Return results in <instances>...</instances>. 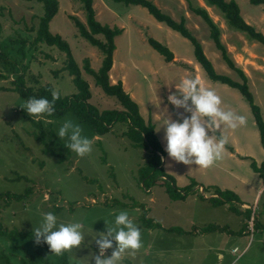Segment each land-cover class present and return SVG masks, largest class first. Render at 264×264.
I'll use <instances>...</instances> for the list:
<instances>
[{"label":"rangeland","instance_id":"rangeland-1","mask_svg":"<svg viewBox=\"0 0 264 264\" xmlns=\"http://www.w3.org/2000/svg\"><path fill=\"white\" fill-rule=\"evenodd\" d=\"M57 1L59 10L49 23V31L68 43L83 79L89 84V102L99 111L122 110L116 100L104 95L94 85L93 78L82 69L84 60L88 59L90 67L98 71L103 55L79 37L68 18L72 15L85 22L80 4L75 0ZM149 1L174 21L184 17L186 28L201 44L215 72L242 83L239 76L221 59L209 38L208 27L190 11V7H200L208 12L220 29V41L229 57L246 75L249 92L264 122V46L250 40L241 31L228 27L221 13L207 6L203 0ZM226 1H234L243 20L264 35V5H251L248 0ZM93 9L102 25L123 30L121 35L114 38L110 82H122L125 92L137 104L144 122L154 126L164 157V162H161L163 171L174 178L177 188L189 185L191 180L202 187H195V194L187 196L185 201L174 202L160 186L158 177L144 178L143 169L149 165L152 151L134 148L122 136L127 130L126 124L117 123L107 134L95 136L87 124L67 113L61 119L43 118L44 129L39 133L40 130L25 116L27 112L21 107L26 100L2 89L0 194H21L24 197L19 200L0 197L1 228L6 232L32 233V229L41 222V214L47 212L55 214L58 223L80 222L84 225L85 240L80 248L73 250L75 259L71 258L74 253L66 252L69 264H95L90 258L102 254L93 234L106 230L105 221L114 227L115 215L126 210L141 231L143 247L135 256L126 254L121 264H219L218 253L224 255L223 264H231L237 257L238 264H264V194H258L252 204V216L245 235L237 233L240 220L228 212L227 206H224L225 210L221 209L223 211L219 217H206L199 216L192 203L194 198L201 199L204 193L208 196L210 187L216 186L235 193L241 189V180L260 178L251 169L250 162L261 164L264 150L246 100L238 90L208 80L194 59L190 42L155 21L146 9L114 0H93ZM42 15L43 5L36 0H0V75L6 76L0 78V89L12 87L11 82L23 74L26 87L50 85L62 96L74 94L76 90L71 77L59 72L63 67L64 54L45 44L32 47L38 19ZM147 38L166 45L174 55L173 63H165L162 56L147 44ZM22 40L25 41V57L17 52L21 47L18 41ZM56 72L57 76L54 74ZM184 78L199 79L203 87L214 90L221 98L222 110H231L247 119L246 125L235 129L222 125L218 133L225 135L228 143L221 158L207 169L195 165L189 168L169 159L163 139L164 129L159 130L163 125L161 113L181 121L191 115L183 108H174L167 102L168 95L176 91L175 85ZM69 118L81 125L83 135L93 140L92 152L83 158L63 148L67 139H60L57 135L62 122ZM34 135L43 136L42 141H38ZM241 156L248 159H242ZM261 181L264 184V178L261 177ZM261 192L264 193V189ZM248 198H253V195L248 194ZM143 211H146L147 218L164 228H180L191 232L197 227L218 222L225 223L234 233H199L194 236L152 230L141 223ZM260 218L263 222L259 224ZM188 239L192 244H188ZM234 247L239 250L236 255L231 254ZM112 250L108 249L103 255L110 256ZM0 256H3L0 264H45L41 260L43 257H47L52 264H61L60 258L47 253L41 244L36 245L34 240L22 237H0Z\"/></svg>","mask_w":264,"mask_h":264},{"label":"trees","instance_id":"trees-1","mask_svg":"<svg viewBox=\"0 0 264 264\" xmlns=\"http://www.w3.org/2000/svg\"><path fill=\"white\" fill-rule=\"evenodd\" d=\"M30 1V0H26ZM43 5V15L38 19V27L35 33V37L32 41V47L38 44H45L50 47H55L59 52L63 53L65 58L63 61V67L60 69V73H67L71 77L73 86L76 92L71 95H60L59 99L54 102V114L51 117L44 116L40 119L32 118L28 114L25 116L38 128L39 133L43 132V118L48 120L61 119L67 113L73 114L78 121L87 124L95 136H103L113 128L117 123L126 124L127 130L122 133L123 137H126L134 148H141L144 150L151 149L152 155L150 158L149 165L143 169L144 178L158 177L159 184L164 188L165 193L169 199L173 201L184 200L190 194H195L193 189L198 186V183L191 180L190 184L183 187L177 188L175 185L174 178L163 171L161 167L162 149L160 143L155 135L154 126L148 122L145 123L144 119L139 114L137 104L131 99L129 94L123 89L122 82L118 81L115 84L110 82L109 72L113 66V52L115 50L114 38L122 34L121 28H111L107 25H102L95 17V11L93 9V0H75L77 1L85 15V22L80 21L76 16L70 15L68 18L74 24L77 29L79 37L87 41L92 47L96 48L103 55L101 67L98 71H94L90 67L88 59L84 60L83 71L85 74L91 76L94 81V85L99 88L104 95L107 97L114 98L116 102L121 106L122 110H103L99 111L89 101L91 99V92L89 84L83 79L81 69L73 58L68 43L63 40L59 35L52 34L49 31V23L55 17L58 12V1L57 0H36ZM117 3H123L127 6H139L146 9L148 14L153 17L155 21L168 27L170 30L178 33L181 37L188 40L193 47L194 59L203 70L206 78L213 83H219L227 87L236 89L240 92L243 98L249 105L251 113L253 115L255 126L259 132L261 146L264 150V122L261 117L260 109L254 104L253 97L248 89L247 77L244 72L237 68L233 60L229 57L228 52L224 45L220 41V29L213 22L208 12L200 7H190V11L200 18L202 22L209 29V38L213 41L216 50L220 53L221 59L224 63L234 71L242 83L231 80L227 76L219 75L215 72L212 63L205 56L203 48L198 40L191 34L186 28V19L182 17L179 21H174L171 17L164 14L159 8H157L149 0H114ZM207 6L213 7L218 10L228 27L245 33L250 40L260 43L264 46V35L257 32L252 26L248 25L242 18L239 8L234 1L226 0H203ZM251 5L259 6L264 5V0H248ZM21 47L18 48L17 52L25 57L24 51V40L18 41ZM147 44L162 56L165 63H172L174 59L173 53L168 49L166 45H163L152 38H147ZM58 72V73H59ZM55 75L57 74L54 73ZM57 76V75H56ZM6 78V76L0 75V78ZM23 74L16 77L11 82L10 88H1L7 92H14L21 98L27 100L29 97L35 98H46L52 101V91L54 90L50 85H41L38 88L26 87L24 84ZM190 104V102H189ZM217 137L220 134L215 133ZM44 135V134H42ZM35 138L42 141V137ZM66 144L63 143V148ZM51 152L50 150H46ZM53 153V152H52ZM55 154V153H53ZM57 155V154H55ZM64 160V156H63ZM251 169L259 174L260 177L264 178V160L260 165H257L254 161L250 162ZM19 180V178H17ZM151 182V181H150ZM156 182V181H155ZM153 183V182H152ZM200 187H202L200 185ZM199 189L197 188V191ZM204 192H206L204 188ZM211 194H215L216 197L210 198V202L214 207L227 206L228 210L236 215H242L243 212L239 209V203L236 195L229 190H221L218 187H210ZM6 196L5 198L11 200H19L24 195L17 194H0V197ZM116 204L117 202L114 201ZM108 206H110L108 204ZM127 207V205H122ZM142 225L148 229H159L170 233L187 234L179 228H162L159 223L154 222L150 218H147L146 211L142 213ZM0 224V237L6 236L9 239L13 237H22L25 239L34 240L31 232L11 231L6 232L1 228ZM245 226L238 234H242ZM198 229L200 234L209 233H226L228 235L233 234L226 226H219L209 224ZM192 232V231H191ZM189 232V233H191ZM47 251H49L47 244H41ZM61 264H69L68 255L65 252L63 255L58 256ZM3 256H0L2 259ZM45 264H52L49 262L47 257L41 258Z\"/></svg>","mask_w":264,"mask_h":264},{"label":"clouds","instance_id":"clouds-1","mask_svg":"<svg viewBox=\"0 0 264 264\" xmlns=\"http://www.w3.org/2000/svg\"><path fill=\"white\" fill-rule=\"evenodd\" d=\"M176 91L167 97L168 104L174 108H183L190 113L189 117L173 120L167 114L163 116V139L166 141L167 156L176 163H182L189 168L193 165L200 168H210L221 158L228 138L221 134L222 125L230 129L247 124L244 115L220 107L222 101L214 90L201 85L197 78H184ZM59 92L52 91V101L46 98L29 97L21 106L32 118L40 119L54 114V102L59 99ZM190 102V104H189ZM158 130V131H159ZM213 135H209V133ZM60 139H67L66 148L83 158L93 150V140L83 135V128L72 119H65L57 133ZM164 162V157H161ZM38 227L32 229L36 245L47 244L49 251L61 256L65 252L74 253L85 240L84 225L80 222L58 223V218L51 212L42 213ZM114 227L105 221V231L93 234L95 244L102 255H94L90 259L95 264H121L126 254L135 256L143 247L141 231L129 217L126 210L120 211L114 217ZM98 237V239L96 238ZM115 242V247L113 246ZM108 249H113L110 256L103 255ZM73 259L76 258L75 253ZM219 264H223L224 255L217 254ZM90 261V260H89ZM239 257L231 264H238ZM89 264V262H88Z\"/></svg>","mask_w":264,"mask_h":264},{"label":"crops","instance_id":"crops-1","mask_svg":"<svg viewBox=\"0 0 264 264\" xmlns=\"http://www.w3.org/2000/svg\"><path fill=\"white\" fill-rule=\"evenodd\" d=\"M174 63H176V61ZM185 66L187 67V65H185ZM247 81H248V79H247ZM261 117H262V115H261ZM232 153H234V151H232ZM236 153H237V151H236ZM242 159H248V158L247 157H242ZM256 164L259 165L260 163L259 164L256 163ZM240 186H241L240 191H235L236 194L235 193L234 194L236 195V197L238 199L239 209L243 212V214L242 215H236V214L232 213L231 211H228V212L231 213L232 215H236V217L240 220V222H238V229H240V230L237 231V232H240L243 229V227L245 226V228H244V230H243V232L241 234V235H245L246 234V230L245 229L247 227L248 222H250V219L249 218H250V216H252V212L250 214V210H251L252 204H253V202H254V200H255V198H256V196L258 194H260V193H262V195L264 194L263 192H261L262 189H264V184L261 181V177H260L258 180L257 179H254V178L248 179V181L241 180L240 181ZM196 187H200V185H198ZM248 194H252L253 195V198H248ZM212 197H216V195L209 193L208 196H206V193H204L203 194V197L201 196V199L194 198L195 201H197V202H195V201L192 202L194 204L193 208L196 210V212L198 213L199 216L201 215V216H206V217H219L222 214V211H223L221 209L222 208L224 210L226 209L224 206L214 207L212 205V203L210 202V198H212ZM179 201H185V199L184 200H179ZM174 202H176V201H174ZM258 222H259V224L262 223L263 222V219L260 218L258 220ZM251 223L249 224V226H251ZM201 224H204V223H201ZM209 224H211V223H209ZM214 225H219V226L223 227V226H225V223L215 222ZM161 226H162V228H164L163 225H161ZM200 226H203V225H200ZM226 227L229 230H231L228 226H226ZM165 228L167 229L169 227H165ZM197 228H199V227H197ZM156 230H158V229H156ZM161 231H164V230L161 229ZM183 231L184 232H188L187 234H183V235H189V234H191V235L196 236V235L199 234L198 229L192 230L191 233H189V231H185V230H183ZM164 232H166V231H164ZM219 234L223 235V234H226V233H219ZM190 241L191 240L188 239V244H192V242H190ZM248 247L249 246H247L245 248V250H244L245 252L248 249ZM234 248H236V247H234ZM240 256H241V254H240Z\"/></svg>","mask_w":264,"mask_h":264},{"label":"built area","instance_id":"built-area-1","mask_svg":"<svg viewBox=\"0 0 264 264\" xmlns=\"http://www.w3.org/2000/svg\"><path fill=\"white\" fill-rule=\"evenodd\" d=\"M238 249L237 248H234L232 251H231V253H232V255H236L237 253H238Z\"/></svg>","mask_w":264,"mask_h":264}]
</instances>
